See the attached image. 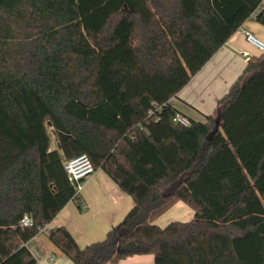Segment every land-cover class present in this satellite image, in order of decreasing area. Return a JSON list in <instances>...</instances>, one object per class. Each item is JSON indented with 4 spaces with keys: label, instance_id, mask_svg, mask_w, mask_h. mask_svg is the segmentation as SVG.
Segmentation results:
<instances>
[{
    "label": "trees",
    "instance_id": "1",
    "mask_svg": "<svg viewBox=\"0 0 264 264\" xmlns=\"http://www.w3.org/2000/svg\"><path fill=\"white\" fill-rule=\"evenodd\" d=\"M251 18L263 0H0V264H36L81 155L134 206L85 247L53 231L71 264H264V54L205 121L171 103ZM179 201L193 220L156 225Z\"/></svg>",
    "mask_w": 264,
    "mask_h": 264
},
{
    "label": "crops",
    "instance_id": "2",
    "mask_svg": "<svg viewBox=\"0 0 264 264\" xmlns=\"http://www.w3.org/2000/svg\"><path fill=\"white\" fill-rule=\"evenodd\" d=\"M246 32L252 33L264 42V25L252 18L243 23L228 42L171 100L181 115L190 120L205 121L206 116L215 113L219 100L243 76L249 60L264 54L247 41ZM79 198L80 203L76 200L70 201L56 218L27 244L36 259V264L72 263L49 239V235L56 229L66 227L78 244L85 247L104 240L108 232L121 222L134 206L133 198L102 169L96 170L86 181ZM174 208L178 210V214L174 211V219L183 217L181 222L193 220L194 210L183 201L177 202L170 210ZM181 210L183 213H179ZM129 260L137 264H154L155 257L151 254L135 255L122 260L121 264H126Z\"/></svg>",
    "mask_w": 264,
    "mask_h": 264
},
{
    "label": "built area",
    "instance_id": "3",
    "mask_svg": "<svg viewBox=\"0 0 264 264\" xmlns=\"http://www.w3.org/2000/svg\"><path fill=\"white\" fill-rule=\"evenodd\" d=\"M246 38L250 44L264 53V42L262 40L250 32H246ZM174 121L184 126H188L190 124V119L181 114H178ZM65 169L69 175L71 183L75 186L76 197H79L83 191L86 181L95 174L96 170L87 155H81L67 162ZM32 223L33 221L29 216H25L21 222L23 226H30Z\"/></svg>",
    "mask_w": 264,
    "mask_h": 264
},
{
    "label": "rangeland",
    "instance_id": "4",
    "mask_svg": "<svg viewBox=\"0 0 264 264\" xmlns=\"http://www.w3.org/2000/svg\"><path fill=\"white\" fill-rule=\"evenodd\" d=\"M48 132H49V136H50V139H51L52 148L53 149L57 148L59 145H58V139H57L55 131L52 128H48ZM170 190H171V187L167 188L165 190V192H169ZM76 202L80 203L81 202V198L76 199ZM176 209L177 208H174L173 210L169 209L168 211H166L163 215H161L159 218H157L155 224L158 225L161 228H165L166 226H168L172 222L182 221L183 217H177L178 219H174V211H177V214H178V210H176ZM179 213H183V210L179 211ZM137 262H139V261H137ZM126 264H137V263H131L130 260H129Z\"/></svg>",
    "mask_w": 264,
    "mask_h": 264
}]
</instances>
